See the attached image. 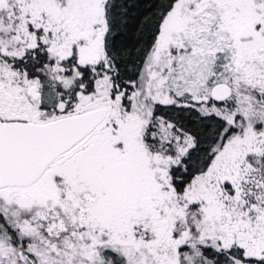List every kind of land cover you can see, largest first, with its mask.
<instances>
[{"label":"snow or ice","instance_id":"snow-or-ice-1","mask_svg":"<svg viewBox=\"0 0 264 264\" xmlns=\"http://www.w3.org/2000/svg\"><path fill=\"white\" fill-rule=\"evenodd\" d=\"M0 264H264V0H0Z\"/></svg>","mask_w":264,"mask_h":264}]
</instances>
